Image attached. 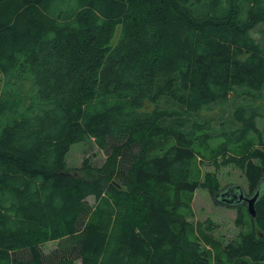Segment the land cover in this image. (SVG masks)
<instances>
[{
    "label": "trees",
    "instance_id": "1",
    "mask_svg": "<svg viewBox=\"0 0 264 264\" xmlns=\"http://www.w3.org/2000/svg\"><path fill=\"white\" fill-rule=\"evenodd\" d=\"M261 25L264 0H0V264H213L178 210L216 195L194 174L210 141L263 145ZM81 142L106 157L76 173ZM261 148L223 161L260 196L214 264H264Z\"/></svg>",
    "mask_w": 264,
    "mask_h": 264
},
{
    "label": "rangeland",
    "instance_id": "2",
    "mask_svg": "<svg viewBox=\"0 0 264 264\" xmlns=\"http://www.w3.org/2000/svg\"><path fill=\"white\" fill-rule=\"evenodd\" d=\"M264 26H258L253 30L255 36L264 39L260 31ZM120 31V25L114 30V36L111 44L116 42L117 35ZM2 76L0 74V87ZM263 145L258 144V139L254 135H249L248 140L242 144L234 145L227 154H223L219 150V141L212 140L204 148L200 149L196 155V163L194 174L202 183H209L212 187H216V195L224 192L230 187H239L245 196L248 195V184L244 171L233 163H223L229 155L240 156L246 154L249 150L264 147V116L258 117L256 120ZM167 140L155 141L152 150L163 149L168 145ZM106 153L104 150L96 147L91 142L75 143L70 146L66 155L67 165L74 172H78L83 163L90 167H99L105 160ZM164 194L169 192L166 187H159ZM238 190V189H236ZM184 206L178 210V215L182 217V221L188 226V232L191 238L200 242L211 255L213 264L221 255V249L241 233L242 226L239 222V214L245 213V203L227 204L221 202V198H215L210 194L208 188L203 184L197 188L192 194H182ZM86 201L93 209L99 202V197L88 196ZM238 208L240 212L238 211ZM238 219V220H237ZM243 219L246 221V217ZM237 220V221H236ZM239 223V224H238ZM242 225H245L242 224ZM54 241L45 242L42 247L45 252L51 251L56 245ZM227 264V262H225ZM73 264H80L76 261Z\"/></svg>",
    "mask_w": 264,
    "mask_h": 264
},
{
    "label": "water",
    "instance_id": "3",
    "mask_svg": "<svg viewBox=\"0 0 264 264\" xmlns=\"http://www.w3.org/2000/svg\"><path fill=\"white\" fill-rule=\"evenodd\" d=\"M239 188V187H237ZM240 189V188H239ZM238 189V199L236 203L245 202V206L247 209V212L251 216H255L256 210H255V202L257 201V198L260 196V190L254 191L250 196H245L241 190ZM223 193V192H222ZM219 197V194L215 195V198ZM220 198H222V195H220ZM221 202H225L223 199ZM227 204H232V199H227Z\"/></svg>",
    "mask_w": 264,
    "mask_h": 264
},
{
    "label": "flooded vegetation",
    "instance_id": "4",
    "mask_svg": "<svg viewBox=\"0 0 264 264\" xmlns=\"http://www.w3.org/2000/svg\"><path fill=\"white\" fill-rule=\"evenodd\" d=\"M220 195H222L221 199H223L224 201H227V199H232L233 204H236L239 194H238V190H236L230 193L228 192L219 193V198ZM241 203H245V202H241Z\"/></svg>",
    "mask_w": 264,
    "mask_h": 264
}]
</instances>
